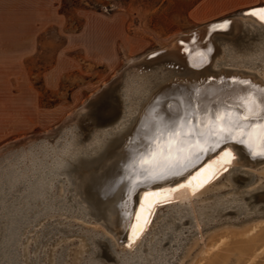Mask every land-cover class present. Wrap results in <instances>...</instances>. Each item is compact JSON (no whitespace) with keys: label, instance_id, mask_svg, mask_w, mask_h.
<instances>
[{"label":"bare ground","instance_id":"obj_1","mask_svg":"<svg viewBox=\"0 0 264 264\" xmlns=\"http://www.w3.org/2000/svg\"><path fill=\"white\" fill-rule=\"evenodd\" d=\"M261 7L264 3L245 8V14L197 27L180 34L163 53L151 51L137 62L134 59L118 74L116 86L125 82L121 98L118 90L112 92L111 108L101 113L102 120L92 119V105H83L58 129L55 142L41 140L38 147L11 152L13 158L0 165V264H21L17 245L24 230L56 212L97 221L111 233L67 217L63 227L54 225L68 231V222H73L76 232H85L91 252L84 254L81 264H173L194 232L221 220L264 217V193L255 198L264 191V181L251 186L260 175L246 168L263 163L264 155H253L248 147L251 122L239 119L243 109L238 106L250 91L264 89L259 72L264 70V21L248 14ZM222 23L228 24L227 29L213 31ZM238 29L239 42L231 37ZM206 64V71L215 73L213 81L197 77L195 70ZM181 75L189 78L166 84ZM216 110L225 112L224 131L215 120ZM204 119L207 125L201 123ZM178 122L184 127L178 137L172 136ZM225 146L235 160L226 163L219 155L207 171L190 176ZM227 175L232 187L215 189ZM188 177L191 183H183L184 187L153 190ZM244 186L248 188L241 189ZM145 190L156 193L153 204L142 197ZM227 190L234 191L225 194ZM209 196L213 197L202 200ZM167 200L173 203L161 205ZM159 215L163 218L153 230ZM137 226L143 229L139 233ZM151 231L156 232L151 236ZM111 244L120 248L114 250Z\"/></svg>","mask_w":264,"mask_h":264},{"label":"rangeland","instance_id":"obj_2","mask_svg":"<svg viewBox=\"0 0 264 264\" xmlns=\"http://www.w3.org/2000/svg\"><path fill=\"white\" fill-rule=\"evenodd\" d=\"M263 3L264 0H0V165L13 158L11 152L38 147L41 140L55 142L59 128L70 116L134 59L166 48L180 34ZM225 34L231 36L232 32ZM259 72L264 76L263 69ZM246 168L260 175L251 186L264 181V162ZM228 175L215 189L232 187ZM231 191L234 190L224 193ZM73 216L65 212L47 214L30 230L31 226L25 229L17 245L20 263L59 264V255L62 264H81L84 254L91 252V245L83 230H74L78 227L73 222H68V231L54 227L57 223L63 227L65 219L111 234L102 223ZM162 218L159 215L155 219L153 230ZM261 218L221 220L194 232L183 246L184 253L180 252L173 264L264 263V217ZM188 249L192 251L188 253Z\"/></svg>","mask_w":264,"mask_h":264},{"label":"snow or ice","instance_id":"obj_3","mask_svg":"<svg viewBox=\"0 0 264 264\" xmlns=\"http://www.w3.org/2000/svg\"><path fill=\"white\" fill-rule=\"evenodd\" d=\"M248 14L252 16H256L261 21H264V7L253 9ZM227 27H228L227 23L217 24L213 27V31H216L218 29L224 30L227 29ZM243 83L251 87V82L245 81ZM238 106L239 108L243 109V111L240 113L239 119L241 121L251 122L249 125V129H250L249 139L252 141V143H249L248 147L250 149H253V155H257V154L264 155V89H257L254 91H250L246 96L240 99ZM228 107H233V106H228ZM214 117L215 120L220 125V130L224 131L225 112L223 110H216L214 112ZM208 122L209 121L207 119L201 121V123L205 125H207ZM183 127H184L183 123L178 122L176 130L173 131L171 135L178 137L181 134L180 129ZM239 135H243V132L241 131ZM255 148H259L260 151L257 152ZM219 155L222 158H226L225 159L226 163H231L233 160H235V156L233 155L232 150L229 147L223 148L222 151L219 153ZM202 171H207V169H203ZM188 183H191V181H188ZM179 186L184 187L185 185L181 184ZM155 196H156L155 192H146L144 194V199L149 204H153ZM141 211L143 212L144 210L141 209ZM139 219L140 216L138 215L137 220ZM142 230H143L142 227L139 226L135 228L136 233H139ZM102 259L103 258L101 257V260Z\"/></svg>","mask_w":264,"mask_h":264},{"label":"water","instance_id":"obj_4","mask_svg":"<svg viewBox=\"0 0 264 264\" xmlns=\"http://www.w3.org/2000/svg\"><path fill=\"white\" fill-rule=\"evenodd\" d=\"M250 10V9H249ZM243 14H245V11H243ZM232 16V15H231ZM226 19H229V17H227V18H223V19H221V20H217V21H214V22H210V23H208V24H211V23H215V22H220V21H223V20H226ZM207 24H204V25H201V27H205ZM214 35H217V32H214L213 33ZM233 39H235L237 42H239V40H241V33H240V30L238 29L234 34H233V36H231ZM164 50L165 49H162V50H159V54H161V53H163L164 52ZM148 54H151V52L150 53H148ZM144 57V56H143ZM142 58V57H141ZM141 58L139 59V60H141ZM139 60H137V61H139ZM136 61V62H137ZM208 65L209 64H206V65H204L202 68H200V70H195V71H198V72H196V73H198V75H197V77L199 76L200 78L201 77H204V78H206V81L205 82H209V81H213V80H215L216 79V77H215V73L214 72H212V73H209V71H206V69H207V67H208ZM128 66V65H127ZM153 67V65L151 66V68ZM126 68V67H125ZM124 68V69H125ZM123 69V70H124ZM179 70L177 69V72H178ZM214 75V76H213ZM120 78V76H116V77H114L111 81H109L107 84V86L106 85H104L97 93H95L90 99H89V101L85 104V106H88V105H92L93 106V111H92V113H91V117H92V119H94V120H98V121H100V120H102V117H101V113H104V114H106L108 111H109V109L111 108V101H113V96H112V92H115L116 90H118V96L120 97L121 95V91H120V88H124V85H125V82L123 83H121V85H119V87H118V85L116 86V84H117V81H118V79ZM187 78H189V77H187V76H183V75H181V76H175L174 77V79H171L169 82H167L166 84H168V83H170L171 81L172 82H174L175 80H178V81H187ZM123 84V85H122ZM165 84V85H166ZM119 88V89H118ZM121 98V97H120ZM84 107H80L76 112L77 113H79L82 109H83ZM133 132V131H132ZM132 132H130L131 134H132ZM225 147H229V146H225ZM225 147H223V148H225ZM222 148V149H223ZM230 148V147H229ZM222 149H220V151L218 152V154L217 155H215V156H213L211 159H209V160H207L205 163H203L201 166H199L198 168H197V170H195L192 174H190V176H193L196 172H201V174H202V170L203 169H205L206 167H207V165L209 164V162H211V161H213L214 159H216L218 156H219V153L222 151ZM235 156V159L237 158L236 157V155H234ZM229 169H226V170H224L225 171V173L228 171ZM212 174V173H211ZM211 174L209 175V176H211ZM237 174V172H235L233 175L235 176ZM213 175V174H212ZM208 176V177H209ZM212 177V176H211ZM189 178L190 177H188L185 181H181L180 183H178V184H173V185H170V186H165V187H157V188H155V189H153L154 191H160V190H162V189H164V188H166V187H170V188H176L177 186H179V185H181V184H183V183H185V182H187L188 180H189ZM146 192H151L150 190H145L144 191V193H143V195H142V197H144V194L146 193ZM262 193H264V191H258L255 195H256V199H261L260 197H259V195L260 194H262ZM142 197H141V199H142ZM254 200V202H256L257 200ZM101 202H105V199H103L102 197H100V199H99ZM173 203V201H171V200H167V201H165V202H163L161 205H168V204H172ZM139 208H140V206L138 207V209H137V211L139 210ZM141 212V211H140ZM144 213L146 214V211H144ZM145 214L143 215L144 217H145ZM135 215H136V213H135ZM242 221L243 220H247V219H245V218H243V217H241L240 218ZM65 231H66V229H64ZM127 239L128 240H126L125 241V245H128L129 244V237H127ZM122 239H121V241H120V244H122ZM124 242V241H123ZM112 245V248L115 250V249H117L116 247H115V245H113V244H111ZM57 263L59 262V264H62V259H60L61 257L59 256V255H57ZM41 260V259H40ZM107 261V260H106Z\"/></svg>","mask_w":264,"mask_h":264}]
</instances>
